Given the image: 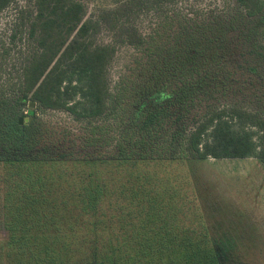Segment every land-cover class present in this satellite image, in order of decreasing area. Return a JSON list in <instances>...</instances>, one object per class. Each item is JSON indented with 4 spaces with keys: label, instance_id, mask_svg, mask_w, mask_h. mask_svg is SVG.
I'll return each mask as SVG.
<instances>
[{
    "label": "rangeland",
    "instance_id": "rangeland-1",
    "mask_svg": "<svg viewBox=\"0 0 264 264\" xmlns=\"http://www.w3.org/2000/svg\"><path fill=\"white\" fill-rule=\"evenodd\" d=\"M84 1L88 13L113 6V0ZM144 7L136 22L141 44L119 45L109 65L107 113L74 120L38 110L19 129L30 148L16 153L36 159L43 177L72 190L57 194L80 198L88 187L99 199L95 226L64 229L76 231L70 240L79 245L86 238L77 264L106 256L114 264H195L181 256L188 243L209 248L212 264H264L263 164L179 157L193 120L211 110L240 106L264 115V8L249 18L235 0ZM150 113L155 118L145 127ZM179 229L200 238L166 240L171 250L180 246V256L172 250L175 261L168 251L138 254L147 245L144 235ZM54 233L50 228L47 235ZM118 246L127 254L120 263L107 251ZM11 260L2 256L0 264Z\"/></svg>",
    "mask_w": 264,
    "mask_h": 264
},
{
    "label": "trees",
    "instance_id": "trees-1",
    "mask_svg": "<svg viewBox=\"0 0 264 264\" xmlns=\"http://www.w3.org/2000/svg\"><path fill=\"white\" fill-rule=\"evenodd\" d=\"M175 1L113 0L112 7L88 13L84 0H0V19L7 14L0 31V234L4 233L0 257L12 258L9 264H77L83 259L79 255L87 246L86 238L79 245L70 240H75L76 231L66 234L64 229L95 226L99 203L88 187L80 198L57 194L72 190L43 177L36 159L16 153L30 148L29 140L19 135L20 126L26 117H36L38 110L64 112L74 120L103 117L110 97L108 68L116 48L141 44L136 22L145 4ZM235 1L249 18L264 8V0ZM21 108L22 113H15ZM154 115L150 113L143 126L148 127ZM191 126L180 143V158H252L264 166V115L224 106L194 119ZM132 216L140 217L136 212ZM50 228L55 229L54 235H47ZM179 232L144 235L147 245L138 248V254L168 251L170 261H175L173 252L180 256L176 250L180 246L172 252L166 240L200 238L194 237V231ZM121 247L107 250L110 258L117 256V263L127 255ZM182 248L185 261L212 264L215 258L205 246L188 243ZM101 249L95 244V252ZM92 264L114 263L106 256Z\"/></svg>",
    "mask_w": 264,
    "mask_h": 264
},
{
    "label": "water",
    "instance_id": "water-1",
    "mask_svg": "<svg viewBox=\"0 0 264 264\" xmlns=\"http://www.w3.org/2000/svg\"><path fill=\"white\" fill-rule=\"evenodd\" d=\"M32 105V104H31Z\"/></svg>",
    "mask_w": 264,
    "mask_h": 264
}]
</instances>
